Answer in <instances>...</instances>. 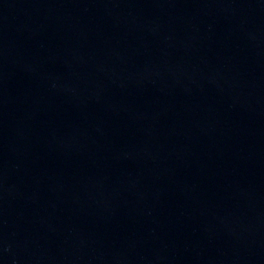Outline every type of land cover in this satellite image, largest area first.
I'll use <instances>...</instances> for the list:
<instances>
[{
    "label": "water",
    "instance_id": "obj_1",
    "mask_svg": "<svg viewBox=\"0 0 264 264\" xmlns=\"http://www.w3.org/2000/svg\"><path fill=\"white\" fill-rule=\"evenodd\" d=\"M0 264H264V0H0Z\"/></svg>",
    "mask_w": 264,
    "mask_h": 264
}]
</instances>
